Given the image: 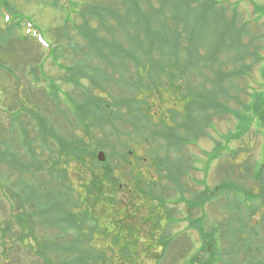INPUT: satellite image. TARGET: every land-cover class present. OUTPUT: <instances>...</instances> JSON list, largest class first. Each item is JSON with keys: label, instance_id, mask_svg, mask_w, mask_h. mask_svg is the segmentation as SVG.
<instances>
[{"label": "rangeland", "instance_id": "obj_1", "mask_svg": "<svg viewBox=\"0 0 264 264\" xmlns=\"http://www.w3.org/2000/svg\"><path fill=\"white\" fill-rule=\"evenodd\" d=\"M205 1L210 4L213 0ZM254 2L264 8V0H215L214 11L209 9L208 12H205V16L208 18V22L205 24L201 21L199 13L194 14L191 10L194 4L188 3L185 6L188 13L187 17L184 18L179 15V20L176 22L177 33L173 27L175 24L172 25L169 20H165L170 23L162 25V27L167 28L165 30L166 36L164 33L163 38L159 39L153 35L157 42L149 41L146 33L140 34L138 32L140 23H137L138 30L121 23V28L126 27L127 30L131 28L133 32L139 33L140 40L149 42L148 44L152 47L148 48L146 45L144 48L151 49L149 54L153 56V60L141 58L139 51L135 54L134 52L139 50L138 47L144 43L135 40L134 35L128 37L127 34H124L122 35L123 41H120L121 45L111 43V53L115 52L116 62H109L106 56H111L109 50L104 49L103 51L89 46L86 35L99 33L101 37V32L104 31L106 34L104 37L109 38L110 32L99 30L97 25L103 11L110 19H106L108 21L106 25L115 24L111 13L109 14L106 9L103 10V6L111 7L121 13L124 10L122 0H7V2L0 0V202L7 206L6 200L10 197L6 187L12 188L14 186L11 184L16 180L18 173L22 174L24 178H28V182L35 183V176L26 175L32 170L40 179L36 184L38 187L53 186L62 192L69 191L67 196L71 195L74 198H76V192L79 190L86 193V188L77 179L76 174H80L79 170L86 168L82 167L81 164H75L73 161L68 163L62 156L56 159V170L52 168L51 177L49 173L45 174L46 170L36 172L35 163L38 161H43L45 166L47 165L46 167L48 165L52 167L51 159H48L45 153H50V149L53 153L58 145L49 137H47L46 143H43L38 134V127L34 125L36 121L30 118L29 112L34 114L38 112L46 118L47 122L45 123L47 132L50 133L49 136L52 134L58 136L57 127L61 129L62 134H69L71 128L76 127H78L77 134L87 133L86 128H84L85 125L80 124L83 121L81 114L78 112L77 115H74V104L68 99L71 97L74 101H81L82 90L69 78H85L79 83L84 88L88 84L86 76L95 75H86L87 72L92 73L97 68V78H101L100 64L102 59L106 65L110 66L106 70L109 76L106 78H116L110 83L113 87L109 85L106 88L107 95L110 94L115 97L105 96V89L99 96L104 98L103 102L101 101L103 106L114 105L113 110L118 117L117 128L122 131L125 127L120 108L127 112V116L134 125L137 124L135 115L138 116L139 113L147 115L148 113L151 120L156 124L161 122L165 129L174 128L173 134L169 132V136L177 134L176 143L179 144L178 146L170 144V151L166 153L164 147L156 141L159 133L153 134L151 132L144 141L137 138L136 143H130L128 141L131 140L128 139L130 137L118 135V130L112 131L108 125L103 126L102 132L99 130L91 132V141L98 138V143H101V146L107 142L116 145V141L127 140L133 150L124 157L125 160L122 159L119 163H117L114 155H112L113 160L108 159L109 150H99L103 152V156L107 157L102 163L106 167L109 166L110 170L115 173L113 175L116 179L115 182L118 183L119 181L121 184H125L130 181L131 185L126 189H110L108 194L115 199L114 206L116 208L113 207V211L121 208L124 203L136 204L144 201L145 197L137 189L136 184L140 179H143V175L147 172L146 162L150 161L148 168H150L154 182L164 185L167 184L164 177L166 175L169 177V172L165 170L155 172V166L162 163L157 162L156 164L157 160L160 161L157 156L161 158L164 156V161L170 163L181 162L183 157V166L190 165L191 168L180 179L183 184L189 187V189L186 188L189 192L184 191L182 195L175 191L165 194L168 198V203L166 202L165 205L167 209H170L171 215L165 216L161 211L162 219L161 222H158L160 228L154 230L153 235L150 234L151 222L146 221L144 228L149 232L140 234L142 239L136 244V250L139 248L143 253L144 247H146L145 241L151 240L150 244L153 248L150 251V246L149 257L144 261L145 264H197V259L194 260L193 256L196 253L198 255L202 253V246L206 245V243L203 245L202 242L207 239L203 235L202 241H199V230H193V223L208 229V231H204L207 232L209 240L221 238L218 227L213 223L219 224L225 219L222 231H229L232 224L227 218L230 216L228 213L233 214L230 209L233 208L234 211L236 207L233 204L229 206L227 200L230 202L241 200L240 191L243 188L256 190L258 181L254 176L255 173L260 172L259 166L264 162V128L261 129L257 124L258 119L255 110H253L255 98L259 97L260 101L264 99V13L260 10H256L255 13L252 12L251 3ZM152 5L159 9L157 0H152ZM217 7H225L223 15L229 21V25L220 23L224 18L215 14ZM170 11V8L164 7L165 18L170 16ZM191 17L198 19L197 22L199 23L193 27V41L187 43L189 33L185 30L186 25L190 26ZM16 21L20 23V26L14 25L15 28L11 30L9 26H13ZM169 25L173 27V30L168 29ZM151 27L155 28L154 25ZM142 28L146 29L145 24H142ZM128 31L133 34L130 29ZM39 36L46 40L47 46L37 40ZM169 42L173 44L169 47L173 52L176 50L174 45L177 43L178 46L181 42L177 48L180 53L177 61L168 55V47L166 48V46ZM124 45H127L128 48L125 50V55L121 56L119 47ZM206 48L212 54L209 58L205 51ZM215 50H217L216 54L213 55ZM134 55L136 56L133 57ZM144 56L146 57L147 53ZM184 56L187 59L180 60ZM200 56H204L207 60L199 59ZM131 57L133 60L130 59ZM189 57H194L192 64L188 63ZM253 58L259 59L254 61ZM217 59L219 61H216ZM210 63L213 66L212 70L209 71ZM189 66H194L192 67L194 70L196 68L194 75L200 77L210 75L212 78H195L193 70L189 69L188 72L187 67ZM220 68L227 72V77L220 76L219 73H223L218 71ZM230 68L232 69L227 70ZM237 68L239 74L235 76L233 70H237ZM161 69H163V73ZM214 71L218 72V75H215ZM219 78H224L223 87L225 91L228 90V96H224L222 99L228 110L219 113V111L210 108L209 114L211 116L209 119L211 124L206 126L202 132L198 131V128L193 131V119L190 117L184 119L186 109L189 108L187 103L193 102V93H198L200 89L212 90L215 82L216 87L220 86L223 89L218 83ZM230 81H232L231 87ZM244 103L247 108H243ZM140 106L143 109H140ZM20 120L29 130V133L26 131L25 133L29 137L33 136L35 153L38 158L43 160L32 156L26 146L21 147ZM151 120L148 117L143 126L150 125ZM248 120L249 128L245 135L234 138L233 135L238 131L239 125H244ZM131 130L132 127L127 129V131ZM153 130L161 131V128H153ZM195 132L197 134L196 140L193 138ZM165 133L164 131L163 134ZM26 134H23L24 138ZM26 140H29L28 137ZM163 141L164 139L161 143H164ZM28 143L31 144L30 141ZM38 143H42L45 149L44 153H40ZM156 153L158 155L154 156ZM205 154L207 155L205 156ZM212 154L218 156L214 158ZM150 155L153 160H150ZM210 156L213 158L209 159ZM28 160L33 161L29 163L30 168L25 172L22 164L28 163ZM12 161L16 162L17 170L11 167L13 166ZM113 167L117 168L114 169ZM262 173L260 180L261 184H264V171ZM42 175H47L45 179L47 183H44L43 179L41 180ZM83 176L87 177L88 171ZM227 182L231 184L227 187L236 188L238 192L233 194V190H231L228 194L226 192L221 194L216 191L221 183L226 184ZM151 184L152 182L149 180H142L141 185L149 194ZM205 190L216 193L213 200L202 202L201 208L193 209L191 201L185 202L188 199H193V192L201 195V192ZM147 199L149 198L147 197ZM200 199L201 197L198 201ZM89 203L93 204L94 209H100L101 204L99 202L89 199L87 203L85 202L81 206L79 212L86 213ZM242 204L249 206V202H242ZM202 214L205 215V225L199 221ZM146 215V219L152 216V214H148L147 210ZM156 215L161 216L158 212ZM7 216L5 209L0 208V221H3ZM87 217L89 221H86L84 225L90 226L89 224L94 223L93 221L96 219L95 212L87 215ZM260 218L261 214L257 211L252 218L247 217L243 222L246 226L255 225ZM188 226L193 231H190ZM71 232L72 230H69V233ZM116 232L114 231V235ZM246 232L249 231L246 230ZM114 235L111 234L102 241H98V239L103 236L95 235L97 238L95 242L100 246V249L105 251L107 257L115 256L114 260L123 259V263L120 264H131L126 263L122 257L123 252L120 253L125 246V232L121 231L117 235L119 239L117 243L112 239ZM260 235H264V233ZM38 236L40 235L35 236L36 252L37 255H41L39 248H41L42 242H39ZM226 237L222 239L224 242L227 241L225 240ZM248 237L246 238L248 239ZM161 240L167 241L169 244L164 246ZM46 243L51 246V249H54L55 245L50 237L46 239ZM32 249L33 247L29 245L27 252L19 250L15 254L12 253L10 258L6 260L7 264H31L35 257L31 252ZM112 249L113 254L111 253ZM154 253L158 255H154ZM257 258L264 262L260 255H257ZM129 261L135 263L137 260L135 257H129ZM43 263L44 261L38 264Z\"/></svg>", "mask_w": 264, "mask_h": 264}, {"label": "trees", "instance_id": "obj_2", "mask_svg": "<svg viewBox=\"0 0 264 264\" xmlns=\"http://www.w3.org/2000/svg\"><path fill=\"white\" fill-rule=\"evenodd\" d=\"M2 1L7 2V0ZM157 1L159 3V9L154 8V6L152 5V0H128V2H126V0H122V2L124 3V10L121 13H118L117 10L112 9L111 7L103 6V10L106 9L109 14L111 13L110 15L112 16L113 20H115V24H113L112 26L106 25V23L108 22L106 19H109V16H107L103 11L101 13V17L99 18L100 22L98 21L97 25L100 28L99 30L101 31L108 30L110 32V37H104V35L106 36L104 31L101 32V37L99 33L88 34L86 35V38L89 46L96 47L98 48V50L103 51L104 49H108L109 53L111 54V56L106 55L108 61L116 62L115 52L113 51L111 53V43L113 45H121L120 41H123L122 35L127 34L128 37L134 35L135 40L137 39L139 40V43H144L141 44L138 47L139 50L135 51L134 53L136 54L139 51L141 52V58H151L153 60V56L149 54V51L151 49L144 48L146 45L148 46V48L152 47L150 44H148L149 42H143L142 39L140 40L139 33H137V31L133 32L131 28H129L130 31L133 32V34H131L128 31L129 29L127 30L126 27L121 28V23H123L125 26L129 25L136 29L137 23H140V30L137 29L138 32H140V34L146 33L148 35L147 37H149V41L154 42L156 41L154 36L159 39L163 38L164 33L166 36L165 30L167 28L162 27L163 24H175L173 27L175 28L174 31L177 33L176 22L179 20V15H182L184 18L187 17L188 13L186 12L187 9L185 6L188 3L192 2L194 4L191 10L194 12V14L199 13L200 19L203 24L208 22V18H206L205 12H208L209 9L210 11H214L216 5L214 4L215 0H213L210 4L205 0ZM253 6L255 10L257 9V11L260 10L264 12V8L259 6L258 4L256 5V3H253ZM164 7L171 9L170 16H167V18L164 17ZM109 8L112 11H110ZM217 8L218 9L215 14H219L222 18H224L220 21V23L229 25V21L223 15L225 7ZM190 19V26L186 25L187 22L185 23V31H188L189 33L187 43H191L193 41V27H195V25L199 23L197 22L198 19H193V17H191ZM165 20H169L170 23ZM142 24H145L146 29L142 28ZM14 25L20 26V23L16 21L13 26H9V28L11 30L14 29ZM152 25H154L155 28H152ZM173 27L169 25L168 29L173 30ZM224 28L222 29L223 31ZM172 34H174V32H172ZM179 43L180 44H178V46L181 45V42ZM152 45L154 44L152 43ZM170 46H173V44L169 42V44L167 43L166 48H169ZM174 46L176 48L174 52L171 48H167V50L168 55L177 61L180 57V53L179 50L177 51V43ZM119 48V54L121 56H124L125 50L128 48V46L124 45ZM217 50H215L213 55L216 54ZM205 51L208 54V58L209 56H212L211 52H209L207 48ZM146 53L147 56L145 57L144 54ZM135 56L136 55H134L133 57ZM133 57H131L130 59L133 60ZM184 57H182L180 60L187 59L186 56ZM194 57H189V64H192ZM199 59L207 60L204 56H200ZM101 61V78H97V68L92 71V73L87 72L86 75H95L86 76L88 84L84 86V88L79 83L82 79L85 78H69V80H71L74 84L80 86V89L82 90L83 96L81 101H74L71 97H69L68 99L74 104V115H77L78 112L81 114L83 121L80 122V124L85 125L84 128H86L87 133L82 132V134L80 135L77 134L76 131L78 130V127H76L71 128L72 130H70V133H67V135L62 134L61 129L57 127V129L59 130L56 132L58 136L54 134L49 136L50 133L47 132L48 129L45 123L47 122L46 118L41 116L38 112H35V114L29 112L30 118L36 121V124L34 123V125L38 127V134L41 137L43 143H46V139L47 137H49L58 145V147H55L56 150H53V153L50 147L49 149L51 150V152L45 153L46 157L48 159H51L52 167H50V165L46 167L47 165L45 166L43 161H38L35 163V168L37 169L36 172L39 173L41 170H46L45 174L49 173L51 177V174L53 172L52 170L55 169V165L57 164L56 159L62 156L66 161H68V163L73 161L75 164H81L82 167L84 166L87 169V177L83 176L87 173L86 169L84 168V170H79L80 174L76 173L78 176L77 179H79L82 185L86 188V193H84L82 190H79L76 192V198L71 195L67 196V193L69 191L62 192L59 189L53 188V186L51 185V187H49V185L38 187L36 184L40 181V179L33 170L31 172H27L26 175L30 174L31 176H35V183L28 182V178L26 179L22 174L18 173L16 180L11 184H14V186L12 188L8 186L6 187V191L9 193L8 195L10 197L6 200L8 202L7 206L0 202V208L3 207V209H5V212L8 214L7 218H5L3 221H0V264H7L6 260L10 258L12 253L15 254L19 250L27 252V247L29 245L33 247L31 252L35 256L33 262L31 261V264H38L43 261V264H120L121 262L123 263V259L114 260L113 258L115 256L107 257L104 253L105 251L100 249V246L95 242L97 240V238H95V235L103 236L101 239H98V241H102V239H104L105 237L110 236L111 234L114 235V231L117 232L112 239H114L116 243L119 240L117 235L121 231L125 232L126 234L125 246L120 251V253L123 252L122 257H124L125 262L131 264H145L144 261H146V258L149 257L148 254L149 248L151 246V240L145 241L144 244H146V247H144L145 250L143 251V253H141L139 248L136 250V244L140 242V239H142L140 238V234L142 235L144 232H149V230L144 228V223L146 221L151 222L150 234L153 235L154 230H158L160 228L158 222H161L163 215L162 212L165 216L171 215L170 209H167L165 205L168 200L165 194H168L172 191L182 194L186 190V185L181 182L180 177L184 174H187L191 166H183V157L181 159V162L176 161L175 163H170L169 161H164V156L163 158H161L157 156L158 153H156L154 154V156H157L160 159V161L156 159V164L157 162L162 163L156 166L154 165L155 172H161V170L168 171L169 177L167 175L164 177V179L167 181V184L163 185L160 183L159 185L154 182L153 175L150 171V168H148V163L150 161L147 160V172L145 175H143V179L152 182L150 186V194L146 192L147 190H145V187L141 185L143 179H140L136 184V187L140 191V193L144 195V201L140 203L138 202L139 204L130 202L124 203L121 208L115 209L113 211V207H115V199L111 197L108 192H110V189H126L129 186L131 187L130 181H127L125 184H121L119 181L118 183H116V179L113 176L115 175V173L110 170L109 166L106 167L102 162H99L97 161V159H95V152L100 149L109 150L108 159L113 160L112 155H114L116 156V159L118 161L117 163H119L122 159L125 160V156L133 152L128 141L130 143H136L137 138L141 141H144L145 139H147V135L151 132L153 134L159 133L156 141L164 147V152L166 151V153L170 151V144H174L175 146H178L179 144L176 143L178 137L176 136L177 134H174V136H169V132H172L173 134L174 128L171 127L165 129L164 127H162L161 122L156 124L151 120V117L148 115V113V116L141 113H139L138 116L135 115L137 124L134 125L131 122V119L127 116V112H124L123 110H121L122 108H120V113L124 118L125 127L122 131L117 128L116 122L118 120V117L115 110H113L114 105L103 106L102 102L104 98L99 96V94L104 91L103 89L106 90L110 83L116 80V78H106L109 77L106 73V70H108L110 66L106 65L102 59ZM216 61L219 60L217 59ZM135 62L138 61L135 60ZM220 63L222 64V62ZM209 66L210 71L212 70L213 64L210 63ZM192 67L189 66L187 67V69L188 72L189 69L193 70L194 75L196 68L194 70V68L192 69ZM232 68L227 70H231ZM68 70H70V68H68ZM162 70L163 69H161V71ZM218 71L223 72L219 73L221 77H227L226 71L222 70L221 68L218 69ZM233 72V74L237 76L239 74V69L237 68V70H233ZM214 74L218 75V72L214 71ZM169 75L173 77V75ZM194 77L212 78L210 75H208V77H200L198 75H194ZM223 79L224 78H219L218 80L219 85H221L223 89H221L220 86L216 87L215 82L214 88L212 90L200 89L198 93H193V102L187 103L189 108L187 107L186 109V116L184 117V119H188L189 117L193 119V131L195 130V128H198V131L202 132L205 130L206 126H209L211 124V121L209 119V116H211L209 114L210 108L219 111V113L227 112L228 109L226 108V105L222 99H224V96H228V90L225 91V88L223 87ZM229 84L231 87L232 81H230ZM110 87H113V85H110ZM97 90L98 92H96ZM105 96H111L110 94L107 95V90L105 92ZM259 99V97L255 98L253 110H255L258 124L264 127V99H262L261 101ZM100 102L101 105L99 106ZM243 108H247L245 103L243 105ZM140 109L143 108L140 106ZM250 109H252V107H250ZM148 117L151 120V124L148 126H143L148 120ZM105 125H108L110 127V130L112 131H115V129L118 130V135L121 136L122 134L126 138L130 137L128 139L131 140H123V142L116 141V145L107 142L103 146H101V143H98V138H95L91 141V132H95V130H99L102 132L103 126ZM52 127L55 128L54 125H52ZM131 127L132 130L127 131V129L129 130ZM153 128H161V131H152ZM238 128V131L233 135L234 138H240L245 135L249 128V120L244 125L240 124ZM19 130L22 140L21 147L26 146L28 148L27 150L31 152L30 154L38 158V155L35 153L33 136L29 137L25 133V131L29 133V130H27L21 120L19 121ZM164 131L166 132L165 134H163ZM23 134H26L25 138ZM36 136L38 138V135ZM193 136L194 139L197 138L196 132ZM27 137L29 140H26ZM163 139L164 143H161ZM29 141L31 143L30 145L28 143ZM39 146L40 148L38 149L41 150L40 153H44L45 149L42 146V143H38V147ZM115 153H117V155H115ZM212 155L214 156V158L218 156L216 154ZM150 158V160H153V157H151V155ZM32 161L33 160H28V163L22 164L25 172L26 170H29V163ZM15 163V161H12L13 166L11 167L14 169H16ZM259 169L260 172L258 174H255L254 176L256 181H258V186L256 187L255 191L242 187L243 190L240 191L241 200L236 199L237 201L234 202H230L229 200H227L229 206L233 204L236 207L234 211L232 210L233 208L230 209L233 214L228 213L230 216H228L227 218L232 224L229 231H222V226H224L225 219L219 224L213 223V225H216L218 227L219 236H221V238H214L213 240H209L207 237V232H205L208 231V229H206L205 226L201 227L200 225L195 224V222L193 223V226L197 227L199 231L202 232V237L204 235V237H206L207 239L206 241L203 240L202 242L203 245L206 243V245L202 246V253L199 255L198 253H196L193 256L194 260L197 259V264H264L263 261H259V259L257 258V255H260L261 259L264 260V235H260L261 233H264V184H261L262 182L260 180L263 174L262 172L264 171L263 163L260 165ZM61 172L63 173L64 171L62 170ZM46 178L47 175L41 176V180L43 179L44 183H47L45 181ZM228 185L231 184H229V182H227L226 184L221 183L219 187L221 188V190L217 188L216 191H219L221 194H224L225 190L228 193L233 190V194L238 192L236 188L227 187ZM215 193V191H212L210 193L209 191L205 190L201 192V195H197L193 192V209L201 208L202 202L204 203L206 201L208 202L213 200ZM147 197L150 200L147 199ZM200 197L201 199L198 201ZM89 199L96 201L97 203L99 202L101 204V206H99L100 209H94L93 204L89 203L86 208V213L79 212L81 206L85 204V202L87 203ZM242 202H249V206H244ZM73 210L75 211L73 212ZM146 210L148 214H152V216L147 219ZM257 211H259L261 214V218L258 220L259 222L255 225L246 226V224H244L245 222H243L245 218H252L253 214ZM92 212H95L96 219L95 221H93L94 223L89 224L90 226H85V222L89 221L87 215H90ZM156 212L161 214V216L159 217L158 215H156ZM97 219L99 222L97 221ZM131 219L132 222L130 223ZM199 219V221H202L205 225V215L202 214ZM69 230H72V232L69 233ZM246 230H248L249 232H246ZM37 234L40 235L37 237V239L39 238V242H42V244L40 245L41 248H39V251L41 250V255H37L36 252L35 236ZM225 236H227L225 239L227 240L226 242L222 240ZM247 236H249L248 239L246 238ZM49 237L54 242V249H51V246L46 243V239ZM161 242L164 246H167L169 244V242L167 241L161 240ZM152 248L153 247L151 246L150 251ZM112 252L113 249L111 250V253ZM154 255L158 254L154 253ZM129 257H135L137 261L135 263H132L131 261H129Z\"/></svg>", "mask_w": 264, "mask_h": 264}, {"label": "water", "instance_id": "obj_3", "mask_svg": "<svg viewBox=\"0 0 264 264\" xmlns=\"http://www.w3.org/2000/svg\"><path fill=\"white\" fill-rule=\"evenodd\" d=\"M100 156H101V154L99 155V158H101Z\"/></svg>", "mask_w": 264, "mask_h": 264}]
</instances>
